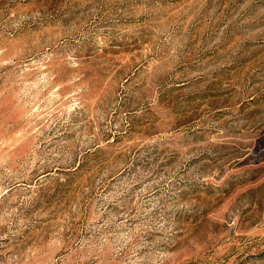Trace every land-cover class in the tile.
I'll list each match as a JSON object with an SVG mask.
<instances>
[{"label":"rangeland","instance_id":"rangeland-1","mask_svg":"<svg viewBox=\"0 0 264 264\" xmlns=\"http://www.w3.org/2000/svg\"><path fill=\"white\" fill-rule=\"evenodd\" d=\"M0 264H264V0H0Z\"/></svg>","mask_w":264,"mask_h":264}]
</instances>
